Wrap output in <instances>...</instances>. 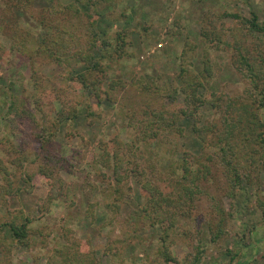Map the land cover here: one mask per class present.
I'll return each mask as SVG.
<instances>
[{"label": "rangeland", "instance_id": "rangeland-1", "mask_svg": "<svg viewBox=\"0 0 264 264\" xmlns=\"http://www.w3.org/2000/svg\"><path fill=\"white\" fill-rule=\"evenodd\" d=\"M34 1L37 9L47 5L46 0ZM95 10L102 14L99 23L110 37L117 30L127 31V54L115 58L105 76L93 75L104 78L103 91L114 80L122 81L114 86L111 99L103 94L98 100L78 83L69 84L68 72L51 59L35 64L44 87L36 90L27 58L12 50L9 38L0 32V224L27 220L28 229L27 240L19 243L4 226L0 264H65L63 252L75 263L84 254L85 260L100 264H174L161 255L162 237L182 264H264V162L254 154L259 145L245 139L248 128L243 127L253 120V112L264 119V108L259 106L264 35L252 33L243 20L228 15L237 13L246 19L256 14L264 23V0H108ZM202 30L209 33L207 39ZM234 43L241 44L243 57ZM245 56L257 68L256 74L248 69ZM206 58L213 71L208 92L235 99L242 116L237 111L236 117H230L223 104L222 111L206 104L196 117L179 119L184 132L173 130L169 144L162 148L143 144L141 167L149 159L163 166L166 180L159 182L174 192L150 209V220L138 217L136 213H147L142 209L149 200L143 183L133 172L117 184L111 166L98 162V156L116 142L114 138L129 142L136 134L124 110L126 105L138 108L150 100L140 92L139 81L152 87L159 84L165 93L181 84L183 59L198 71ZM79 66L72 60L74 70ZM37 95L44 97L39 105ZM12 96L20 97V107L30 109L35 121L18 116L10 121ZM159 99L171 102L169 97L152 102L158 105ZM182 101L183 96H178ZM74 108L76 115L68 118ZM227 119L237 123L231 142L238 143L240 152L238 180L218 164L214 174L207 175L205 166L211 163L206 157L217 151L213 145L219 132L193 130L194 120L220 128ZM188 152L198 158L193 167L206 173L192 185V193L183 185L177 190L168 180L169 163L188 157ZM45 171L53 173L57 188L53 198Z\"/></svg>", "mask_w": 264, "mask_h": 264}, {"label": "trees", "instance_id": "trees-1", "mask_svg": "<svg viewBox=\"0 0 264 264\" xmlns=\"http://www.w3.org/2000/svg\"><path fill=\"white\" fill-rule=\"evenodd\" d=\"M46 1L47 5L37 9L34 6V0H0V32L9 38L12 50H16L27 58L35 89L40 90L44 88L40 85L41 78L39 75L41 74L35 68V64L40 59H51L68 72L65 79L69 84L78 83L89 96H93L98 100H102L103 94L106 95L105 97L111 99L114 86L116 88L122 81L114 80L109 84L108 87L110 88L103 91L102 84L104 78H94L93 75L100 72L105 76L107 70L111 67V62L115 58L124 57L128 50L126 49L127 31L125 29L117 30L114 37H110L108 29L103 28L99 23L102 14L95 10V7L108 0H73L69 4H62L60 0ZM228 15L235 16L239 21L243 20L252 33L264 35V23L259 21L256 14H253L252 18L246 19H243L237 13ZM22 16L28 19V21L26 20L27 23L22 19ZM201 34L206 39L209 37L207 31L202 30ZM221 40L219 39V41ZM234 47L239 50V56L243 57L244 51L241 44L234 43ZM189 50L191 51L192 49L190 48ZM186 52L184 50V54L182 53L184 57ZM244 59L248 69L253 74H256L255 70L257 68L250 62L249 57L245 56ZM72 60H75L77 65L84 67L79 68V66L75 71L72 67ZM239 62L242 61L239 60ZM201 65L202 68L197 71L193 69L194 64H187L185 59H183L179 70L181 84L174 86L172 90H168L165 93L159 84H155L152 87L149 82L139 81L138 84L140 85H138V88L140 92L148 95L150 100L145 98L146 100L138 108L123 105L125 106L124 112L126 113L128 125L136 130V134L129 142L114 138L112 141L116 140V142L110 143L107 147L103 148L104 151L98 156V162L101 160L104 166H111L117 184L121 183L128 177V174L133 172V176L139 178V181L143 183L142 189L149 198V205L147 204L148 206L146 205L142 209L143 212L147 213H136L138 217L142 216L146 220H150L151 217L148 216L150 209L153 207L156 209V206H159L161 203L160 198H162V201H167L172 196L169 194L174 192L166 191L159 182H165L166 180L165 177L163 178V166L159 165V163L151 162L149 159V163L145 166L143 165V168L141 167L145 158L143 144L160 146V148L169 144V136H171L173 130H176L180 134L184 132V128L178 123L179 119L184 116L196 117L202 106L206 104L221 111L223 104V107H228L226 111L230 113V117H236L235 112L237 111L239 118L242 116L240 112L243 109L237 106L238 102L235 99L227 98V101L224 98V93L219 94L216 91L208 92L207 86L213 77L212 66L208 58L203 59ZM261 68L264 69V60L260 63L259 72L260 70L263 71ZM255 82L254 85L257 87L259 83L258 81ZM201 89L204 92H200ZM261 94L263 97L259 106L264 108V87L261 89ZM180 95L183 96L181 103L178 102V96ZM37 96L35 100L39 105L44 97H40L41 95ZM158 97L162 99L169 97L171 98V102H162L159 99V104L156 105L152 102V99L155 101V98L158 99ZM19 98L14 99V96L11 97L12 100L8 108L11 116L10 121H14L13 119H16L15 117L17 116L29 117L35 121L36 117L30 109H22L20 107ZM75 115L76 109L74 108L68 118H72ZM251 117H253V120L251 118L248 119V125L243 126L248 128V134L247 136L245 135V139L259 145V148L254 147V150H252L254 154L258 153L264 162V119L258 118L255 112L251 114ZM236 127L237 123L231 122L228 119L224 120V125L220 128L213 123L199 125L198 121L194 120L193 130L196 133L200 131L208 133L219 132L218 138L214 141L213 145V147L216 146L217 151L208 153L206 157L207 161L211 163L210 166H205L208 176L214 174L213 168L218 164L226 167L228 172L238 180L241 168L240 156H238L240 152L238 143L233 144L231 142L233 140L231 139L232 133ZM259 128L262 130L258 131ZM215 142H217V145H215ZM242 145L244 146V144ZM244 153L247 152L245 151ZM187 154L189 155L188 157L184 155L181 159L179 158V161L174 159L173 162L169 163L168 166H172V172L168 180L174 181V187L176 186L177 190L183 185L182 189L186 188V191L192 193V185H194L195 181L206 177V173L200 170L199 167L194 168L193 166L198 161V158L193 153L188 152ZM43 174L51 182L50 197L53 198V194L57 189L55 182L51 180L53 173L50 174L45 171ZM165 191L168 195L165 194ZM26 222L27 220L22 224L13 221L2 223L0 224V231L7 225L12 236L19 243L25 242L28 238ZM171 222L169 226L173 225ZM154 225L156 224L154 223ZM162 226L166 229L168 228L165 225ZM166 235L168 236V231ZM162 240L164 245L161 247L160 252L165 257L166 262L182 264L170 253L166 237H162ZM85 256L87 255L81 254V258L83 259L79 263H75L69 258V254L63 252V261L65 264H100L92 262V260H85Z\"/></svg>", "mask_w": 264, "mask_h": 264}]
</instances>
